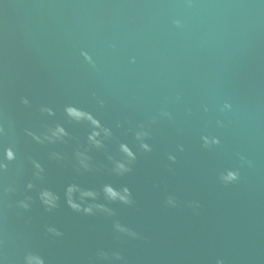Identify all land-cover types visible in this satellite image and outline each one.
<instances>
[{"label":"water","instance_id":"1","mask_svg":"<svg viewBox=\"0 0 264 264\" xmlns=\"http://www.w3.org/2000/svg\"><path fill=\"white\" fill-rule=\"evenodd\" d=\"M0 264H264V0H0Z\"/></svg>","mask_w":264,"mask_h":264},{"label":"clouds","instance_id":"2","mask_svg":"<svg viewBox=\"0 0 264 264\" xmlns=\"http://www.w3.org/2000/svg\"><path fill=\"white\" fill-rule=\"evenodd\" d=\"M232 178H233V179H235L236 177H235V176H233Z\"/></svg>","mask_w":264,"mask_h":264}]
</instances>
